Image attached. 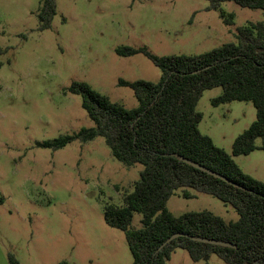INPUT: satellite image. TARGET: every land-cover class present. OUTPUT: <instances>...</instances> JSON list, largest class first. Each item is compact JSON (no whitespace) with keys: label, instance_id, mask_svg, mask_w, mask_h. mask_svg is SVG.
Listing matches in <instances>:
<instances>
[{"label":"rangeland","instance_id":"obj_1","mask_svg":"<svg viewBox=\"0 0 264 264\" xmlns=\"http://www.w3.org/2000/svg\"><path fill=\"white\" fill-rule=\"evenodd\" d=\"M41 0H0V264L12 253L20 264H132L125 231L104 219L107 204L123 205V193L140 178L141 164L116 159L104 137L75 140L54 150L40 144L94 126L82 96L67 88L86 81L128 108L138 105L132 88L118 85L159 81L161 69L146 55L120 56L119 46L147 47L157 56L196 55L235 40L239 26L264 21V11L222 4L234 13L226 25L208 0H57L52 26L41 30ZM221 86L198 102L200 131L231 154L251 176L264 181V150L234 155L235 139L257 119L251 101L215 106ZM261 140L257 141L260 144ZM195 192L194 190H192ZM182 196L167 207L179 216L208 210L227 222L236 209L206 194ZM135 213L131 228L141 227ZM227 264L217 254L193 261L176 249L167 264Z\"/></svg>","mask_w":264,"mask_h":264},{"label":"trees","instance_id":"obj_2","mask_svg":"<svg viewBox=\"0 0 264 264\" xmlns=\"http://www.w3.org/2000/svg\"><path fill=\"white\" fill-rule=\"evenodd\" d=\"M208 1V9L219 10L228 26L234 24L235 15L223 9L225 2L264 11V0ZM57 6V0H41L37 13L41 30L52 26ZM234 36V41L196 55L157 56L144 46L117 47L120 56L146 55L161 69L160 80L120 78L118 85L132 88L138 100L132 108L111 100L86 81H73L67 90L82 96V106L94 126L40 144L57 150L75 140L89 142L101 136L121 163L143 166L132 189L123 193L124 204H107L104 211L109 226L125 231L132 264H167L178 248L187 250L195 262L217 254L227 264H264V181L243 171L231 154L199 128L203 119L197 108L199 100L207 89L221 86L222 94L213 99L215 106L238 100L251 101L257 109V119L235 139L233 154L264 150V21L239 26ZM3 53L0 46V56ZM179 156L240 186L192 166ZM178 189L185 198H194L198 192L213 195L233 206L239 219L227 222L208 210L177 216L167 204ZM135 213L142 214L141 227L133 229L130 226ZM175 233L184 235L161 248ZM193 237L222 240L234 246ZM8 259L10 264H20L12 253ZM57 264L72 263L61 260Z\"/></svg>","mask_w":264,"mask_h":264},{"label":"water","instance_id":"obj_3","mask_svg":"<svg viewBox=\"0 0 264 264\" xmlns=\"http://www.w3.org/2000/svg\"><path fill=\"white\" fill-rule=\"evenodd\" d=\"M179 157H180L181 160H183L184 162H186V163H188V164H190L192 166L200 168V169H202V170H204V171H206V172H208V173H210V174H212V175H214V176H216V177H218V178H220V179H222V180H224V181H226V182H228L230 184H233L235 186H240L238 183L234 182L233 180L227 178L226 176H224V175H222V174H220V173H218V172H216V171H214V170H212V169H210V168H208V167H206V166H204V165H202V164H200L198 162H195V161H193V160H191L189 158L183 157V156H179ZM180 235H184V234L183 233H175V234H173L170 238H168L166 240V242L161 246V248L165 244H167L168 242L173 240L174 238L179 237ZM193 238L195 240H197V241L211 243V244H216V245L234 246L232 243H229V242H226V241H222V240H217V239H209V238H204V237H193ZM208 259H209V257L206 256L205 260H208Z\"/></svg>","mask_w":264,"mask_h":264}]
</instances>
